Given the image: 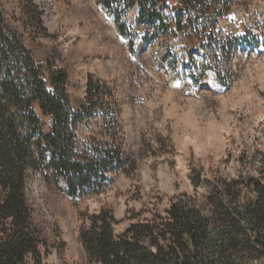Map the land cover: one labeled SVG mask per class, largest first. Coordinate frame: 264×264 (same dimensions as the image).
Masks as SVG:
<instances>
[{"label": "rangeland", "instance_id": "1", "mask_svg": "<svg viewBox=\"0 0 264 264\" xmlns=\"http://www.w3.org/2000/svg\"><path fill=\"white\" fill-rule=\"evenodd\" d=\"M230 2L231 12L209 29L212 37L194 25L185 31L197 33L191 51L185 32H154L137 23L136 8L127 9L122 17L136 33L132 52L99 0H33L34 8L0 0L7 24L34 57L67 69L76 103H86L89 76L105 84L95 96L103 106L77 135L115 144L123 154L99 195L69 196L62 178L29 176L33 219L52 245L47 264H98L79 240L87 215L109 209L122 232L163 213L176 195L191 194L196 169L204 177L235 175L243 151L264 154V0Z\"/></svg>", "mask_w": 264, "mask_h": 264}, {"label": "trees", "instance_id": "2", "mask_svg": "<svg viewBox=\"0 0 264 264\" xmlns=\"http://www.w3.org/2000/svg\"><path fill=\"white\" fill-rule=\"evenodd\" d=\"M99 2L129 37L132 52L136 33L122 17L127 9L136 7L137 23L154 32L183 33L194 25L210 38L209 29L233 7L229 0ZM196 34H184L188 51L197 48ZM68 78L66 68L34 57L0 8V264H47L52 245L26 195L31 174L62 178L69 196L99 195L114 165L124 164L119 146L94 138L80 142L77 135L85 118L103 106L96 97L105 84L89 76L80 105L67 89ZM235 159V175L204 177L196 169L191 194L176 195L163 213L133 221L122 232H115L109 209L87 215L79 230L84 254L98 264H264V154L243 151Z\"/></svg>", "mask_w": 264, "mask_h": 264}, {"label": "bare ground", "instance_id": "3", "mask_svg": "<svg viewBox=\"0 0 264 264\" xmlns=\"http://www.w3.org/2000/svg\"><path fill=\"white\" fill-rule=\"evenodd\" d=\"M208 83H209L210 85H212L213 87L215 86V85H213V83H212L211 80H209Z\"/></svg>", "mask_w": 264, "mask_h": 264}]
</instances>
